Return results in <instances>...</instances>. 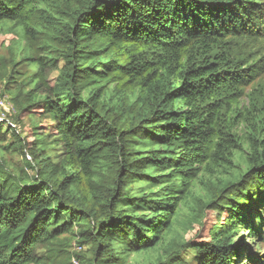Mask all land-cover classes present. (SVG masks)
<instances>
[{
    "label": "trees",
    "instance_id": "16d2710c",
    "mask_svg": "<svg viewBox=\"0 0 264 264\" xmlns=\"http://www.w3.org/2000/svg\"><path fill=\"white\" fill-rule=\"evenodd\" d=\"M57 2L0 0V24L21 28L36 69L13 101L55 136L34 133L33 180L0 171V264H57L63 236L92 264L154 249L155 264H186L165 239L215 168L219 192L198 200L218 219L179 248L193 264H264L240 234L264 243V99L246 93L264 72V0H79L66 18Z\"/></svg>",
    "mask_w": 264,
    "mask_h": 264
},
{
    "label": "rangeland",
    "instance_id": "374dc122",
    "mask_svg": "<svg viewBox=\"0 0 264 264\" xmlns=\"http://www.w3.org/2000/svg\"><path fill=\"white\" fill-rule=\"evenodd\" d=\"M79 0H60L56 5H61L60 12H63L64 17L72 14L71 10L78 5ZM25 45L21 28L16 27L11 23L0 24V171L10 176L17 181L33 180L37 177V170L32 168V163L35 162L31 155L30 149L36 148L37 137L36 133H46L55 137L52 133V122L49 118L41 116L39 113L29 115L27 112L22 113L21 104L13 101L14 93L12 90L15 87L24 86L23 93L26 94L32 86L29 84L30 79L34 76L36 69L29 62L24 61L25 55L22 49ZM261 56L264 55V44H262ZM260 56V57H261ZM61 65V63H60ZM58 76V72H54L51 79ZM14 78L9 83V78ZM260 90V96L264 99V72L260 74L252 85L246 89V93ZM246 99V98H243ZM245 101V100H243ZM255 114L264 116V106ZM39 126L38 130L35 127ZM251 131V127L244 119L240 120L238 132L244 138ZM53 138L49 137V141ZM55 147L57 148L56 150ZM244 148L247 145L244 143ZM27 149V150H26ZM61 153V148L56 145L47 147V154L52 157V161L57 163L55 158ZM244 155L238 154L236 163L244 164ZM38 165V164H35ZM224 169H217L202 172L200 178L195 183V197L189 199L181 209L180 218L175 224L172 233L166 237L165 243L171 245L175 250H179L175 258L183 260L186 264H193L194 251L189 248H179L182 243L189 240L203 241L209 235L211 225L218 219L212 209L204 210V204L198 199L202 197V193H217L221 187L220 179L225 178ZM204 200L206 198H203ZM226 214L223 213L220 217V222H223ZM244 242L247 247L255 255L262 258L264 256V243L257 242L251 238L247 232H241ZM239 234V236H241ZM236 237L238 240L240 237ZM69 255H65V259H59L57 264H71L73 258L77 259L80 256L79 264H92V255L89 247H82V251H78L76 241L68 236H63ZM43 253V252H42ZM67 253V252H65ZM160 249L143 252L142 254H132L125 264H155L161 258ZM166 255L163 256L165 258ZM177 259H173L174 263ZM166 262H170L168 259ZM51 264V263H50ZM74 264V263H72Z\"/></svg>",
    "mask_w": 264,
    "mask_h": 264
},
{
    "label": "built area",
    "instance_id": "2783aa9c",
    "mask_svg": "<svg viewBox=\"0 0 264 264\" xmlns=\"http://www.w3.org/2000/svg\"><path fill=\"white\" fill-rule=\"evenodd\" d=\"M0 122H1V121H0ZM76 249H77L78 251L81 252L83 248H82L81 246H76ZM73 263H74V264H79V261H77L76 258H73Z\"/></svg>",
    "mask_w": 264,
    "mask_h": 264
}]
</instances>
